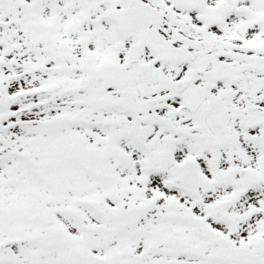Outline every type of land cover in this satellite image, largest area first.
<instances>
[{
    "label": "snow or ice",
    "instance_id": "1",
    "mask_svg": "<svg viewBox=\"0 0 264 264\" xmlns=\"http://www.w3.org/2000/svg\"><path fill=\"white\" fill-rule=\"evenodd\" d=\"M0 264H264V0H0Z\"/></svg>",
    "mask_w": 264,
    "mask_h": 264
}]
</instances>
